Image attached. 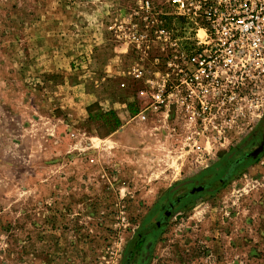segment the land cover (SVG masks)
Masks as SVG:
<instances>
[{"label":"rangeland","instance_id":"1","mask_svg":"<svg viewBox=\"0 0 264 264\" xmlns=\"http://www.w3.org/2000/svg\"><path fill=\"white\" fill-rule=\"evenodd\" d=\"M142 1L0 0V264H264V154L155 226L186 181L224 175L244 135L192 151L137 121L138 55L122 32ZM109 111L120 126L105 135Z\"/></svg>","mask_w":264,"mask_h":264},{"label":"built area","instance_id":"2","mask_svg":"<svg viewBox=\"0 0 264 264\" xmlns=\"http://www.w3.org/2000/svg\"><path fill=\"white\" fill-rule=\"evenodd\" d=\"M166 2L171 9L143 0L122 32L138 55L129 72L141 98L135 118L185 135L181 149L226 147L264 114V0ZM170 15L180 34L163 25Z\"/></svg>","mask_w":264,"mask_h":264},{"label":"flooded vegetation","instance_id":"3","mask_svg":"<svg viewBox=\"0 0 264 264\" xmlns=\"http://www.w3.org/2000/svg\"><path fill=\"white\" fill-rule=\"evenodd\" d=\"M226 152L227 153L224 154L225 157L219 164V167L223 169L222 172H225L224 175L220 176L219 178L217 175V177L210 184L206 185L195 183L192 179L191 181H186L184 184H190V187L187 189V191H185V193L177 196L173 200L167 201L164 206L162 205V207L160 208L162 210V215L156 221L155 226L158 227L165 223L167 217L171 214V211L180 201L187 199L190 195L192 196L199 192L205 193L210 191V189H213L214 183L217 179V182L226 181L230 177V174L232 173L233 169H236L237 167L248 166L264 154V114L254 124L252 131L244 135V137L236 146L230 147L229 149H227ZM216 174L217 173H215L214 176ZM199 187H201L200 190H198ZM146 230L149 231V229ZM140 234L141 233H139L137 237H139ZM150 244L151 239L149 238L145 243L142 244L143 251Z\"/></svg>","mask_w":264,"mask_h":264},{"label":"trees","instance_id":"4","mask_svg":"<svg viewBox=\"0 0 264 264\" xmlns=\"http://www.w3.org/2000/svg\"><path fill=\"white\" fill-rule=\"evenodd\" d=\"M94 105H96V103H92V104H90V105H88L86 107V111H87L88 117L90 119L92 117V112H93V108L92 107ZM134 107H135V105H134ZM134 107H132V109H134ZM107 114L108 115L110 114L111 120H110V123H109L110 126L108 127V130L105 132V135L109 134L110 132L114 131L116 128H118L120 126V121H119L118 117L115 115V113L113 111L112 112L109 111ZM97 117H98V119H101L100 120L101 125L97 126V128H96L98 130L100 128V126L102 127V125H104V126L107 125V121L102 120L103 117H102V115L100 116V114Z\"/></svg>","mask_w":264,"mask_h":264},{"label":"crops","instance_id":"5","mask_svg":"<svg viewBox=\"0 0 264 264\" xmlns=\"http://www.w3.org/2000/svg\"><path fill=\"white\" fill-rule=\"evenodd\" d=\"M121 83V82H120ZM121 103V106L123 105V102H120ZM100 105V104H99ZM114 112H116V110L114 111ZM115 114H117V117H118V119H119V121H120V117L118 116V113H115ZM117 129V128H116ZM115 129V130H116ZM115 130L114 131H112V132H110L109 134L111 135V134H113L114 132H115ZM108 135V134H107Z\"/></svg>","mask_w":264,"mask_h":264}]
</instances>
